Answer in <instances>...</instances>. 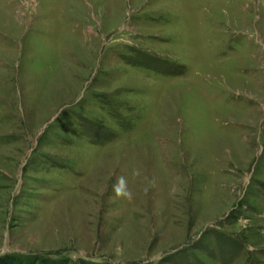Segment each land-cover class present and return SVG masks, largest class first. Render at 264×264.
I'll return each instance as SVG.
<instances>
[{
	"label": "rangeland",
	"instance_id": "374dc122",
	"mask_svg": "<svg viewBox=\"0 0 264 264\" xmlns=\"http://www.w3.org/2000/svg\"><path fill=\"white\" fill-rule=\"evenodd\" d=\"M0 264H264V0H0Z\"/></svg>",
	"mask_w": 264,
	"mask_h": 264
},
{
	"label": "trees",
	"instance_id": "16d2710c",
	"mask_svg": "<svg viewBox=\"0 0 264 264\" xmlns=\"http://www.w3.org/2000/svg\"><path fill=\"white\" fill-rule=\"evenodd\" d=\"M9 262H12V261L9 260Z\"/></svg>",
	"mask_w": 264,
	"mask_h": 264
}]
</instances>
